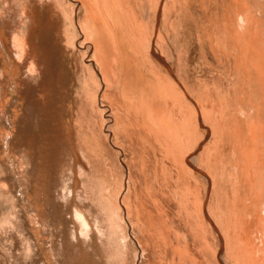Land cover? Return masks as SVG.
I'll return each mask as SVG.
<instances>
[{"label":"bare ground","instance_id":"1","mask_svg":"<svg viewBox=\"0 0 264 264\" xmlns=\"http://www.w3.org/2000/svg\"><path fill=\"white\" fill-rule=\"evenodd\" d=\"M141 2L0 0V264H28L35 240L46 256L40 264H136L127 225L138 227L139 221L146 238L153 229L164 250L169 243L163 264H196L189 242L207 247L211 233L227 247L224 255L238 256L229 231L239 233L245 248L246 259L234 258V264H258L250 234H259L264 252V0H155L152 17L154 23L161 18L163 32H151L142 50L131 44ZM181 19L192 20L200 40L209 39L210 71L193 80L194 90L179 80L187 76ZM76 29L91 39L92 58L75 54L70 60L80 95L73 112L67 97L57 107L70 119L62 128L57 123V138L38 136L34 147L23 143L21 133L33 118L40 126L55 122L48 85L63 84ZM10 98L19 103L13 111ZM98 100L110 104L118 119L113 134L127 135L140 157L143 202L133 201L136 218L128 206L132 180L109 153L100 151L106 162H99L87 146L100 125ZM151 100L161 113L156 119ZM199 118L211 124L203 135ZM14 175L24 197L12 192ZM23 203L28 215L19 220L15 206ZM218 251L213 248L214 259Z\"/></svg>","mask_w":264,"mask_h":264},{"label":"rangeland","instance_id":"2","mask_svg":"<svg viewBox=\"0 0 264 264\" xmlns=\"http://www.w3.org/2000/svg\"><path fill=\"white\" fill-rule=\"evenodd\" d=\"M154 3H155V0H144V2H141V4H143V5H141V4H139L140 6L138 7V9L136 10V12H135V14H136V18H135V22H134V24H133V27H132V30H133V33L131 34V38H132V41H131V44H135V41H136V43L138 42L139 43V45H140V47H142L141 48V50L144 48V46L146 45V41H147V38H148V36L151 34V32H153L156 36H158L159 35V33L160 34H162V32H163V25H162V22H161V18L159 19H157V22H155L154 23V21H153V17H152V8H153V5H154ZM149 7V8H148ZM139 13V14H138ZM138 16V17H137ZM147 16V17H146ZM179 23H180V25H179V27H181L182 28V32H181V38H180V44H181V46H183V49H184V53H185V56H186V63H187V76H181V79H179L181 82H183V84L185 85V86H188V88L190 89V88H192L193 90H194V88H196V83L193 81V80H195V79H203L204 77H206L207 75H208V73H209V71L210 70H208L207 68H209L210 67V65L208 64V62L207 61H209L210 60V55H209V52H208V41L207 40H209V39H206V37L204 36V38L202 37V36H200V37H202L201 38V40H200V38H199V36H198V33H197V29H196V27L194 26V24H193V22H192V20H185V19H181V20H179ZM178 23V24H179ZM148 24V25H147ZM193 27H195V28H193ZM156 30H155V29ZM189 29V30H188ZM192 29H194V31L192 30ZM196 30V31H195ZM157 34H156V33ZM78 33V34H77ZM195 36H194V35ZM136 37V38H135ZM86 38V39H85ZM134 39H136V40H134ZM206 39V41H204ZM91 39L88 37V36H86V35H84L83 33L81 34V32L78 30V29H76V34H75V43L73 44V46H72V48L70 49V52H69V55H68V59H67V64L64 66V75H63V79L62 80H60V81H63V84L60 82V84L59 85H57V86H55L54 84V86H55V88H54V86L53 85H48V89L50 88V87H52V88H50L48 91L49 92H51V93H49V94H51V99H50V101L52 100V101H54L55 102V104H54V102H51L50 103V101H49V103H50V105H51V107H50V110L51 111H53L54 112V110L56 111V112H54V114H55V118L53 119L55 122H53L52 121V123L50 124L49 123V126L51 127H49V126H40V124L38 125V123H37V125H38V127H37V125H36V120L33 118L32 119V121L30 120L26 125H28V126H26L25 127V130H23L24 132H22L21 133V141L24 143V142H26V143H28V141H30V145H32L33 147H34V144H35V140H37L39 137H41V135L43 136V137H46V138H49V137H53V139L54 138H57L58 136H59V134L58 133H60L61 134V128H62V126H65L66 125V121L65 120H67L68 121V119H70V117L68 116V114H66L63 110H62V108H59V109H57V107H58V104L60 103V100H61V98L63 97L64 99L66 98V100H70L71 101V107H72V109H71V112H73V107H74V105H75V103H77V101H78V96L80 95V93H79V90H80V87H79V82H78V78H77V76L75 75L74 77H73V75H74V73L72 72V70H70L71 69V67H70V65H71V61H72V59H73V57H75V56H73V55H75V54H77L76 56H80V57H82L83 59H84V61H88V60H90L91 58H92V52H91V42L89 43L88 41H90ZM204 41V42H203ZM83 43V44H82ZM201 43H202V46H201ZM200 47V48H199ZM156 50H155V49ZM196 50H195V49ZM204 49V50H203ZM73 50V51H72ZM158 51L157 50V48L156 47H153V51ZM128 51H129V56H130V59L132 60V61H134L135 60V58H136V56H135V54L133 53H131L130 51V46H129V49H128ZM206 52H207V54H206ZM70 53H73V54H70ZM156 53V52H155ZM158 53H160L159 51L157 52V56L159 55ZM202 56V57H201ZM71 58V59H70ZM71 60V61H70ZM203 62H205V64L203 63ZM191 64V65H190ZM174 67V66H173ZM173 67L171 68V73H176L177 72V70L178 69H176L177 68V66H175V68L173 69ZM176 69V70H175ZM139 70H140V68H139ZM145 71H141V75H144V76H146V74H144V73H148L147 72V70L146 69H144ZM71 71V72H70ZM56 74V73H55ZM55 74H54V76H55ZM96 76H98V74L96 73ZM147 76L149 77V78H151V76H149V74H147ZM204 76V77H203ZM65 77V78H64ZM201 77V78H200ZM183 78V79H182ZM185 79V80H184ZM187 79V80H186ZM190 79V80H189ZM101 80L99 79V82H100ZM188 83V84H187ZM192 85H191V84ZM193 84H195L194 85V87H193ZM60 85H63L62 87H65L64 89L60 86ZM102 87V86H101ZM59 89H60V91L61 90H64V92L63 93H60V92H58L59 91ZM185 88H182V90H183V93L186 91V90H184ZM51 90V91H50ZM53 92H55V93H53ZM57 92H58V94H57ZM62 92V91H61ZM55 94H56V96H55ZM61 94H63V95H61ZM77 94H78V96H77ZM59 95H60V97H59ZM14 96H15V94H14ZM53 96H54V98H53ZM76 96V97H75ZM12 97H13V94H12ZM17 97V96H16ZM62 98V99H63ZM193 100H195V99H193ZM10 101H11V103H9L10 104V109L12 108L13 110H14V108L15 107H17V105H19V103L16 101V103L15 102H12V101H14V99L13 98H10ZM57 102V103H56ZM59 102V103H58ZM153 102V100H151V102L150 103H152ZM13 103V104H12ZM14 103H15V107L13 106L14 105ZM64 106H66L64 103H62ZM12 105V106H11ZM152 105V104H151ZM161 105V104H160ZM159 105V106H160ZM154 106V102H153V105L151 106V110H153L152 112H153V115H154V118L156 119V118H158L160 115H161V113H159L160 112V110H158L157 108H155V107H157V104L155 103V106ZM7 107H8V104H7ZM98 111H99V114H100V120L98 121V125H99V128H98V126H95V128L93 129V133H94V135L93 136H89L88 137V140H89V142L87 143V146L89 147V151L91 150V151H93L92 153H91V156L93 155V153L95 154V155H93V157L92 158H98L97 160H99V162H106V157H109V155H110V157L112 158V161H113V163H114V165L116 166V167H118V168H120V169H122L126 174V176H128L129 177V179H131L132 180V183L130 184V186H131V194H132V196L129 198V201H128V206H129V209H130V214L134 217V218H136V212H135V202H133V201H135L136 200V198L137 199H139V201L141 200L142 201V199H141V197H142V193L140 192V185H142V177H141V174H140V172H139V161H140V157L138 158V156H139V154H138V152H136L135 151V149H133V145L132 146H130V144L128 145V142H130L129 140H128V138H127V135H124V134H119V136H120V138H119V136L118 137H116L115 136V134H113L114 133V131L116 130L115 129V120L117 121L118 119L116 118V115L113 113V111H112V107H111V105L110 104H108L107 102H105V101H99L98 100ZM55 108V109H54ZM153 108V109H152ZM11 109V110H12ZM53 109V110H52ZM10 110V111H11ZM12 110V111H13ZM57 111L59 112V113H57ZM157 111V112H156ZM62 112V113H61ZM174 115H176V110L174 111ZM60 114V115H59ZM158 114V115H157ZM58 115H59V117H58ZM113 115V116H112ZM57 116V117H56ZM115 116V117H114ZM101 117H102V119H101ZM58 119V120H57ZM59 120H61V122L62 123H60L59 122ZM101 120H102V123H101ZM202 118H199L198 119V128H200L199 129V132H200V134L201 135H203L204 134V132H205V128L207 127V128H210V123L209 122H205L204 120H202ZM58 121V122H57ZM64 121L66 122L65 124H63L64 123ZM100 122V123H99ZM57 123H59V124H63V125H60L61 126V128H58V130L56 129L57 127H59V124H57ZM123 123H124V121H123ZM119 124H122V123H119ZM202 124H204V125H202ZM34 125H36V126H34ZM55 125V126H54ZM58 125V126H57ZM113 125H114V127H113ZM209 125V126H208ZM206 126V127H205ZM28 127V128H27ZM52 127H53V130H52ZM202 127V128H201ZM35 128H37V129H35ZM46 128V129H45ZM48 128H50L51 129V131H50V129H48ZM54 128H55V131H54ZM113 128V129H112ZM60 129V130H59ZM42 130V131H41ZM47 130H48V132H47ZM202 131V133H201V131ZM51 132V133H50ZM56 132V133H55ZM58 132V133H57ZM111 132V133H110ZM53 133H54V135H53ZM101 133V134H100ZM208 133H209V131H208ZM23 134V135H22ZM38 134V135H37ZM44 134V135H43ZM46 134V135H45ZM200 134H199V136H200ZM29 136V137H28ZM39 136V137H38ZM114 136H115V138H114ZM124 138H123V137ZM26 138V139H25ZM125 138H126V140L128 141H126L125 140ZM30 139V140H29ZM122 139V140H121ZM124 139V140H123ZM95 140V141H94ZM191 141V142H190ZM209 141H210V134H208L206 137H204V139H203V141L201 142V144H200V146H199V148H198V153H202L204 150H205V148L207 147V144L209 143ZM32 142V143H31ZM96 142H97V145H95L96 144ZM125 142H126V144H125ZM205 142V143H204ZM90 143V144H89ZM192 144L193 143V139H190L188 142H187V145H189V144ZM206 144V145H204V144ZM124 144V145H123ZM185 145H186V142L184 143ZM101 145V146H100ZM127 145V146H126ZM184 145V146H185ZM201 145H204V146H202L201 147ZM92 146H93V149H92ZM97 146V147H96ZM127 148H129V149H126V147ZM105 148V149H104ZM96 149V150H95ZM108 149V150H107ZM201 149V150H200ZM97 151V152H95V151ZM104 150H105V153H104ZM130 152H129V151ZM100 151L101 152H103L102 154L100 153ZM133 151H134V153H133ZM99 152V153H98ZM123 152V153H122ZM131 152H132V154H131ZM109 153V155H107ZM99 154H101V155H106V157H102L101 155H100V159H99ZM114 154V156H112ZM136 154V155H135ZM188 154V153H187ZM186 153H185V155H187ZM98 155V157H96ZM129 156H131L130 158H129ZM190 156V155H189ZM189 156H187L188 157V159H192L193 158V156H194V154L193 155H191L192 156V158H190ZM101 158H103V160L101 159ZM114 158V159H113ZM129 159V160H128ZM134 160V161H133ZM136 160V161H135ZM124 162V163H123ZM118 164V165H117ZM135 164V165H134ZM36 165V164H35ZM125 165H126V167H125ZM132 165V166H131ZM135 167H134V166ZM135 169H133V168ZM127 168V169H126ZM35 169H36V166H35ZM200 169V168H199ZM205 170V168H201L200 170ZM202 170V171H203ZM36 171V170H35ZM135 172V173H134ZM137 172V173H136ZM204 173H207V171L205 170V171H203ZM28 173H30V171H28ZM26 174V175H30V174ZM137 175V177H135V176ZM141 177V178H140ZM196 177H197V180H198V184L199 185H201L202 187L203 186H205V183H203L204 182V180H202V178H201V176L200 175H196ZM135 178H137V179H140V181L138 180H136L135 181ZM142 179V180H141ZM135 182H140V184H137V183H135ZM202 182V184H200ZM12 192H13V194L16 196V197H24V194L22 193V188L20 187V184L17 182V180L15 179V175L12 177ZM133 185V186H132ZM135 185V186H134ZM137 185H139V186H137ZM15 187H16V189H15ZM133 187V188H132ZM139 187V188H138ZM137 188V190H134V189H136ZM18 189V190H17ZM132 189H133V192H132ZM14 191H16V193L14 192ZM138 193V194H137ZM133 195H134V197H133ZM139 196H140V198H139ZM173 200V199H172ZM143 202V201H142ZM16 205V204H15ZM134 207V208H133ZM20 208H21V210H23V211H21L20 210ZM28 207H27V205H26V203H23V208L19 205V204H17L16 206H15V211L17 210H20V211H18V213H16V215L18 216H16L19 220H21V218L20 217H22V215H23V217L22 218H24V216H26V215H28V213L26 212V211H24V209L26 210ZM175 208V207H174ZM6 210V209H5ZM121 210H122V212H125V209L124 208H121ZM16 211V212H17ZM261 211V210H260ZM22 213V214H21ZM260 214L263 216L264 215V213H263V211H261L260 212ZM140 222V221H139ZM138 222V227L136 226V227H134L135 228V230H133L134 228H132V227H129L128 225H127V229H128V234H129V238H130V242H132L131 244V246H132V249L134 250V247H135V250H137L136 251V264H140L141 262V264H155L157 261V263H159V260H160V263L159 264H163L162 263V259L161 258H165L166 257V255L168 254V248H170L168 245H169V243L167 244V246H168V248H167V246H166V248H165V250H164V245H162L164 242H163V240L158 236V234H157V230H156V232L155 231H153V229H149V233L146 235L147 236V238L143 235V227H142V229H140L141 228V225L140 224H142L141 222L139 223ZM140 226V227H139ZM132 228V229H131ZM26 230H28L27 228H26ZM133 231V232H132ZM136 231V232H135ZM152 231V232H151ZM151 232V233H150ZM140 233H141V235H140ZM228 233H230V234H232V236L234 237L233 239H234V244L236 245V251H239L240 252V254L238 255V256H234V255H232L231 253H228V251H227V254L226 255H224V252L226 253V246L224 245V244H220L219 242H218V240H217V238H216V236L214 235V234H212L211 233V236L212 237H210V239H208V245H207V247H206V245H202L201 246V243H199V242H197V240H193V242L191 243V240H190V250H191V252H190V257H192V259H193V261L196 263V264H216V260L218 261V263H220L221 264V261H225L224 263L225 264H234V262L232 261L234 258L237 260V261H242V260H244V259H246V258H244V255H245V253H244V245H242V243H241V241H240V239H239V233L238 232H234V231H229ZM237 233V234H236ZM220 236H221V233H218ZM5 235V236H4ZM4 235H2V238H3V240H5V238H6V241L9 239V236H8V234H4ZM7 235V236H6ZM149 235L151 236V237H149ZM155 235V236H154ZM140 236V237H139ZM215 236V237H214ZM250 237H251V246H250V248L253 250V261L255 262V263H258L259 264V262L257 261V260H259L260 259V262H261V260H263L264 261V252L262 251L263 249H262V245H261V242H260V239H259V234H257V232L256 231H253L251 234H250ZM8 238V239H7ZM214 238V239H213ZM236 238H237V240H236ZM140 239H142V240H140ZM154 239V240H153ZM161 240H162V242H161ZM257 240V241H256ZM263 240H264V237H263ZM140 241V242H139ZM155 241V242H154ZM196 241V242H195ZM215 241V242H214ZM159 242V243H158ZM143 243V244H142ZM153 243V244H152ZM217 243V244H216ZM141 244H142V246H141ZM170 244H172V243H170ZM35 247H31L30 249V251H28L29 253H30V257L28 256V258H30V259H28L29 261H28V264H40V261H41V256H43V251L41 250V247H40V245L38 244V242L35 240ZM38 245V246H37ZM160 245V246H159ZM261 245V246H260ZM134 246V247H133ZM139 246V247H138ZM144 246V247H143ZM150 246V247H149ZM174 247H176V246H178V247H180V245H173ZM222 246V247H221ZM242 246V247H241ZM140 247H141V249H140ZM143 247V248H142ZM225 247V248H224ZM156 248V249H155ZM159 248V249H158ZM205 248H207V249H205ZM213 248H215V249H217L218 248V254H217V258L216 259H214L213 257H212V255H211V253H212V250H213ZM244 248V249H243ZM198 249V250H197ZM221 249V250H220ZM34 252H33V251ZM145 250H148L147 251V253H146V251ZM211 250V251H210ZM258 250H259V253H258ZM42 251V252H41ZM139 251V252H138ZM145 252V253H143V252ZM222 251V252H221ZM224 251V252H223ZM143 254H142V253ZM148 252H150V253H148ZM153 252V253H152ZM160 252H162V253H160ZM167 253V254H166ZM249 251L246 253V255L248 256L249 255ZM153 254V255H152ZM45 255V254H44ZM144 255V256H143ZM155 255V256H154ZM161 255V256H160ZM204 255V256H203ZM255 255H256V257H255ZM33 256V257H32ZM140 256H141V258H140ZM157 256H158V258H157ZM163 256V257H162ZM43 257H46V256H43ZM148 257V258H147ZM40 258V259H39ZM145 258V259H144ZM154 258V259H153ZM167 258V257H166ZM229 258V259H228ZM32 259H33V261H32ZM35 259V260H34ZM145 261H144V260ZM147 259V260H146ZM159 259V260H158ZM255 259V260H254ZM40 260V261H39ZM141 260V261H140ZM156 260V261H155ZM181 259H179V262H181L180 261ZM227 260V261H226ZM143 261H144V263H143ZM147 262H149V263H147ZM227 262V263H226ZM9 264V263H8ZM164 264H166V263H164Z\"/></svg>","mask_w":264,"mask_h":264}]
</instances>
